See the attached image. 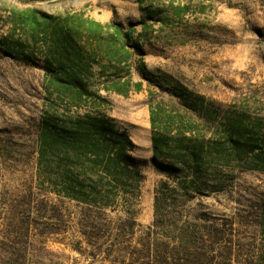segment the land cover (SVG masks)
I'll list each match as a JSON object with an SVG mask.
<instances>
[{"label":"rangeland","instance_id":"374dc122","mask_svg":"<svg viewBox=\"0 0 264 264\" xmlns=\"http://www.w3.org/2000/svg\"><path fill=\"white\" fill-rule=\"evenodd\" d=\"M29 8L58 22L69 12L133 28L143 52L130 49L121 80L112 64L103 74L93 66L81 107L47 99L42 53L61 59L63 40L59 24L30 17ZM21 46L36 55L26 62L6 53ZM126 77L141 90L103 89ZM48 105L58 115H103L123 129L140 174L130 192L113 188L102 206L54 190L37 148ZM157 105L163 122L178 115L193 127L203 157L213 143L225 148L224 164L202 170L209 187L183 190L184 175L167 176L166 160L152 158L149 108ZM0 264H264V0H0Z\"/></svg>","mask_w":264,"mask_h":264},{"label":"trees","instance_id":"16d2710c","mask_svg":"<svg viewBox=\"0 0 264 264\" xmlns=\"http://www.w3.org/2000/svg\"><path fill=\"white\" fill-rule=\"evenodd\" d=\"M25 12L33 18L39 16L51 25H60L57 26L56 34L59 33L63 40L59 52L61 59H56L50 49L40 52L44 71L42 87L47 99L54 98V95L61 99L68 98V103L81 107L91 94L89 81L95 74L93 66L99 67L98 74H103L108 67L113 66L117 69L114 74L121 80L120 68L125 66L129 69L130 66V49L139 54L143 52L136 43L138 38L132 36L134 29L129 27L124 30L113 21L101 23L81 13L68 12L61 15L62 22H58L53 15L35 8H29ZM153 19L155 20L154 17ZM22 22L20 27L25 28ZM40 34L46 36L45 32ZM41 35L35 38L33 46L43 40ZM101 39L108 43L106 49H100L99 44L94 45ZM116 45L115 51L109 53L111 46ZM26 50L23 46L12 47L6 53L27 62L32 54L36 55L37 50H33L32 54ZM139 70L141 76L146 78L147 72L142 65ZM103 89L127 96L131 90H141V81L132 82L126 77L120 84L112 82L103 85ZM160 111V105L149 108L152 158L166 160L161 167L166 170L167 176L177 171L184 175V179L179 182L183 190L194 191L209 187V177L202 170L212 163L224 164L227 160L225 148L222 144L213 143L212 153L203 157L199 150L202 142L197 141L193 127L184 123L178 115V119L171 123L163 122L159 117ZM132 147L133 143L127 134L112 118L89 112L72 116L58 115L51 110L50 105L40 115L38 160L47 170L45 174L50 176L54 190L79 202H99L106 206L113 188H119L125 193L132 190L140 179L139 170L129 154ZM104 178H108L107 183L103 182ZM215 182L216 186H220L218 181ZM162 187H167V181L159 182L154 190L153 223L163 206V195L160 193Z\"/></svg>","mask_w":264,"mask_h":264}]
</instances>
